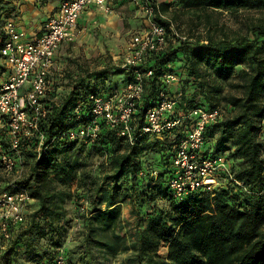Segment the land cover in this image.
Masks as SVG:
<instances>
[{
	"label": "trees",
	"instance_id": "16d2710c",
	"mask_svg": "<svg viewBox=\"0 0 264 264\" xmlns=\"http://www.w3.org/2000/svg\"><path fill=\"white\" fill-rule=\"evenodd\" d=\"M157 5L176 28L181 15L194 18V24L190 35L180 32L186 37L181 40L171 30V21L155 18L167 29V45L138 68L152 75L142 78L133 144L104 121L93 143L62 138L93 119L91 95L116 90L118 78L123 84L134 80L133 71L120 65L96 71L79 68L67 75L70 87L63 96L53 83L43 101L46 114L38 122L45 136L40 158L36 136L21 134L19 149L13 150L6 130L0 131V153L16 159V170L22 165L28 169L2 191L23 188L33 199L25 222L11 229L9 239L0 237V264H53L74 218L80 226L81 255L74 261V252L66 249L64 264H94V251L104 260L128 254L126 264H264V0ZM3 9L0 6V49L3 25L11 17ZM225 14L240 18L237 29L221 21ZM70 44L63 43L58 51ZM7 73L0 55V83ZM168 73L178 77L179 92L170 90ZM162 93L181 94L176 116L199 107L218 111L204 129L202 155L227 154L233 179L220 171L212 192L199 189L174 197L168 185L172 161L194 119H184L160 135L143 133L145 115ZM94 159L97 173L90 167ZM125 203L132 222L123 219Z\"/></svg>",
	"mask_w": 264,
	"mask_h": 264
},
{
	"label": "built area",
	"instance_id": "2783aa9c",
	"mask_svg": "<svg viewBox=\"0 0 264 264\" xmlns=\"http://www.w3.org/2000/svg\"><path fill=\"white\" fill-rule=\"evenodd\" d=\"M143 12L147 21V30L132 37L124 49L122 68L134 73V80L110 93L91 95V115L93 119L80 124L62 134L63 139L93 143L100 132V121H104L117 134L134 142V113L142 100L143 77L152 75L148 70L141 73L153 53L161 52L167 45V29L155 20L157 16L166 20L154 0H132ZM156 2V5H153ZM96 7L104 13L111 12L108 0H64L57 11L43 24L38 36L28 37L18 28L12 18L3 25L4 41L0 49L8 73L0 83V131L6 130L11 148L19 149L21 134L38 138L37 156L44 153L45 136L39 131L38 122L46 114L43 103L53 86L50 78L55 64V55L63 43H73L79 37V19L89 7ZM171 30L174 25L171 22ZM181 40L186 37L174 32ZM165 78L170 82L178 80L176 75L168 73ZM178 95L161 94V101L149 109L145 115L146 125L143 133L157 134L175 129L184 119H194L191 131L179 141L172 161V175L168 185L174 197L182 198L199 189L212 192L219 184L217 173L226 172L230 179L225 160L221 156H203L205 139L204 129L218 117V111L194 108L187 114L176 116ZM0 166L7 174L18 173L16 159L5 152L0 153ZM21 177V174L18 178ZM33 201L28 190L18 188L14 191L0 190V237L7 240L11 229L25 222L28 205ZM63 254L57 256L53 264H64Z\"/></svg>",
	"mask_w": 264,
	"mask_h": 264
},
{
	"label": "rangeland",
	"instance_id": "374dc122",
	"mask_svg": "<svg viewBox=\"0 0 264 264\" xmlns=\"http://www.w3.org/2000/svg\"><path fill=\"white\" fill-rule=\"evenodd\" d=\"M134 4L132 0L129 1ZM167 2V1H166ZM174 2V1H169ZM163 3V2H161ZM168 3V2H167ZM135 5V4H134ZM173 8V7H172ZM135 11H139V14L133 15V17H129L128 14L125 15V19L122 22H114L106 23L104 20L97 22V24H91L85 26L82 24L81 19L79 20V26L84 29V33L73 43L70 45H63L61 49L58 51L56 67L51 73V79L54 83V87L57 86L60 96L64 95L69 90L70 79H67V75L69 74H77L79 68L85 69L88 71H96L103 69L105 67L122 65L124 49L126 47V43L130 40L132 35H139L144 33L147 30V22L143 12L140 11L139 7L135 5ZM126 12V10H125ZM255 14V12L253 13ZM166 20L171 21L170 15L165 14ZM224 17V18H223ZM221 18L222 22H225L228 27L237 29L240 25V18L237 20L234 17H230L225 14ZM172 22V21H171ZM100 23V24H98ZM174 25V23H172ZM179 28H176L174 25V32L184 35H190L189 32L190 26L194 24V18L189 15H181L178 21ZM113 25H117V28H120V31L114 28ZM138 25L141 27L138 30ZM124 29V31H123ZM128 30L132 31L128 35ZM201 30V29H200ZM178 78V77H177ZM117 88L119 90L123 87V83L121 82V78L116 79ZM170 90L172 93H177L181 90V85L179 82L175 81L170 84ZM193 125V124H192ZM191 125V126H192ZM189 134V133H188ZM187 134V135H188ZM205 147V145H204ZM227 154H219L225 160V164L229 166L228 160L226 159ZM90 166L92 169H96L99 167L98 162L94 159ZM22 169L18 170V173L7 174L3 172L0 168V189L12 183L13 181L19 179L18 176L27 174V166L22 165L20 167ZM98 169H96V173ZM72 191L75 190V185L71 186ZM33 204V201L31 202ZM28 205L29 210L31 209L30 205ZM87 207V206H86ZM69 208L71 211H75L74 207L70 204ZM123 209V219L132 222V218L129 215L130 206L125 203L122 206ZM74 213V212H73ZM72 213V216H73ZM74 217V216H73ZM73 227L70 229L69 234L67 235L65 241L62 246L56 251L54 255V259L57 258L58 255L63 254L66 249H71L73 253L74 261H77L79 255H81V249L78 248V232L79 224L77 219L73 221ZM161 253H164V249L160 250ZM128 254H120L112 258H107L108 260H104L97 251L93 252V263L94 264H126L125 258ZM79 264L78 262H76Z\"/></svg>",
	"mask_w": 264,
	"mask_h": 264
},
{
	"label": "crops",
	"instance_id": "0c3cea01",
	"mask_svg": "<svg viewBox=\"0 0 264 264\" xmlns=\"http://www.w3.org/2000/svg\"><path fill=\"white\" fill-rule=\"evenodd\" d=\"M8 3L3 5L7 14L11 16L10 18L14 19L18 25V28L24 30L28 37L38 36L39 33L42 31L43 24L45 21L54 14L57 9L59 8L60 4L64 0H3ZM111 4V12L104 13L100 9L96 7H89L87 8L81 15L80 19L82 24L85 26L91 24H97L104 20L108 25L112 22L117 24L116 22H122L125 19V15L128 14L129 17H133V15L139 14V11H135V5L130 3V0H108ZM157 3L161 2H169V1H184V0H154ZM126 10V12H125ZM79 19V20H80ZM147 22V21H145ZM98 23V24H100ZM147 24V23H146ZM117 31H120V28H117V25H113ZM78 29L81 31L80 36L84 33V29L79 26ZM138 30L141 27L138 25ZM124 31V29H123ZM132 31L128 30V35ZM141 35V34H139ZM138 35H132L135 37ZM127 44V43H126ZM56 60L55 57V64L54 68L56 67ZM53 68V70H54Z\"/></svg>",
	"mask_w": 264,
	"mask_h": 264
}]
</instances>
